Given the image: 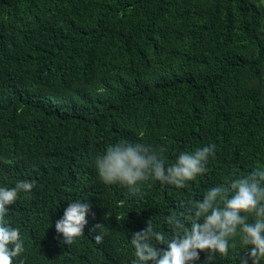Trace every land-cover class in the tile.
<instances>
[{"label": "trees", "instance_id": "trees-1", "mask_svg": "<svg viewBox=\"0 0 264 264\" xmlns=\"http://www.w3.org/2000/svg\"><path fill=\"white\" fill-rule=\"evenodd\" d=\"M120 140L166 164L215 152L187 188L129 193L93 167ZM253 169H264V0H0V185L37 181L8 206L26 264H131V234L150 217L170 233L164 216ZM75 199L91 205L85 236L61 244L55 221Z\"/></svg>", "mask_w": 264, "mask_h": 264}, {"label": "clouds", "instance_id": "clouds-1", "mask_svg": "<svg viewBox=\"0 0 264 264\" xmlns=\"http://www.w3.org/2000/svg\"><path fill=\"white\" fill-rule=\"evenodd\" d=\"M214 152L215 145L209 143L180 151L166 164L162 150L151 144L120 140L97 154L93 167L105 185L124 186L129 193H138L146 181L187 188L208 171ZM36 183L20 179L14 186L0 185V264H26L25 240L20 228L11 223L8 206L18 201L21 193L30 197ZM90 208L81 199L69 200L55 221L59 243L70 245L85 236ZM163 223L170 233L150 217L145 227L131 234V264H214L237 246L243 249L238 264H264V169L208 187L183 214L172 211ZM94 239L102 241V233L97 232Z\"/></svg>", "mask_w": 264, "mask_h": 264}]
</instances>
